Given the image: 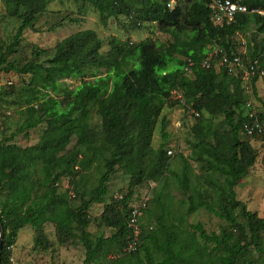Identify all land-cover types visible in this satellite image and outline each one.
I'll list each match as a JSON object with an SVG mask.
<instances>
[{"label":"trees","instance_id":"16d2710c","mask_svg":"<svg viewBox=\"0 0 264 264\" xmlns=\"http://www.w3.org/2000/svg\"><path fill=\"white\" fill-rule=\"evenodd\" d=\"M1 1L6 14L18 24L9 42L0 41V73L15 71L27 80L14 100L21 106L22 120L0 141V264H14L10 247L19 230L27 225L35 231V245L48 249L46 223L55 225L61 243L70 237L83 245L85 257L81 264H247L246 252L253 249L264 253V216L248 210L235 193L239 179L257 157L249 140L243 138V124H251L256 118L263 129L262 110L250 118L247 106L248 102L252 106L254 98L261 101L257 89L262 81L257 75L247 81L242 72L228 73L224 67L215 66L223 54H242L237 34L251 28L253 33L242 56L264 61V16L237 13L232 22L216 26L210 0H192L188 24L201 27L205 34L185 36L177 26V8L167 6L169 0H82L97 10L101 21L124 16L131 30L153 23L173 39L157 46L149 38L123 41L111 36L109 49L103 54L96 31L81 29L60 39L46 62L29 60L18 65L8 56L16 51L23 32L34 27L48 0ZM239 1L248 7L264 8V0ZM215 47L217 56H210ZM42 53L35 50L36 55ZM205 58L209 59V70L201 66ZM187 59L193 61L188 74L184 70ZM168 60L178 64L163 71ZM242 63L244 67L248 62L243 59ZM69 77L79 78L80 83L69 87L65 81ZM175 106H182L190 124L191 138L185 140L188 154H172L168 148L169 132L165 128L169 119L162 112ZM94 107L99 109V129L87 125ZM188 108L198 114L189 117ZM217 115L224 118L216 122L213 117ZM159 117L162 141L155 148L152 140ZM42 123L46 126L36 143L21 146L13 141L16 135L26 134ZM73 136L76 144L66 149ZM94 162L102 163L97 181L87 197L78 187L81 178L75 182L80 203L73 207L69 190L59 191L57 183L62 176H67L69 183L78 175L82 177ZM197 169L222 178L208 183L214 191L211 201L201 185L192 184L191 176L196 182L200 179L195 175ZM118 170L128 176L127 191L105 202L111 175ZM37 171L40 176L32 180ZM168 174L180 180L186 194L183 212L177 221L166 213L165 221L162 204V213L156 216V231H144L140 216L137 250L125 252L133 237L128 226L130 211L144 193L133 201L135 187L146 181L167 184ZM38 188L44 190L38 192ZM92 203H103L95 220L98 226L110 230L107 236H91L87 231ZM148 204L149 200L146 209ZM199 208L226 222L219 232L208 233L200 223L190 225L195 232L182 229L186 228L184 216ZM237 209L244 221L239 220ZM153 251L161 253L159 260H155ZM109 254L116 256L107 257Z\"/></svg>","mask_w":264,"mask_h":264},{"label":"rangeland","instance_id":"374dc122","mask_svg":"<svg viewBox=\"0 0 264 264\" xmlns=\"http://www.w3.org/2000/svg\"><path fill=\"white\" fill-rule=\"evenodd\" d=\"M192 0H169L167 6L171 9L177 8V26L181 31H184L185 36H192L196 32L205 31L201 27H191L188 24V9ZM4 3L0 0V41L9 42L14 34L18 21L6 14ZM101 21L97 10L89 3L82 0H48L46 10L37 18L32 29L27 28L23 32V38L20 44L16 47L14 53L9 54V60H13L16 64L21 65L27 61L38 60L46 62L47 57L53 52L55 44L65 36L76 32L81 29H93L96 31L98 37L101 40L100 51L104 54L109 49L108 40L111 36H117L120 40L125 41L129 39L131 41H138L144 38H149L157 46L161 44H167L172 41L171 34L162 32L158 29L157 24H149L147 28H141L131 30L127 26V20L124 16H121L119 20L113 17ZM253 28L248 30L245 34H238L237 40L247 41L250 35L253 33ZM210 47V43L207 44ZM241 49V47H240ZM35 50L43 51L42 54L36 55ZM163 69H174L178 64L175 60H168L165 63ZM27 76L20 75L15 71L0 73V141L8 136L11 132H14L18 128L22 118L19 109L21 106L15 104L14 100L17 97L19 87L25 83ZM65 81L69 87L73 88L80 83L79 78L69 77ZM10 91V93H5ZM17 92V93H16ZM173 97L176 94L173 91ZM257 94L261 101L252 99V108L250 111L258 112L262 110L264 115V81L258 82ZM261 106V107H260ZM168 117L167 129L169 132V144L168 148L172 154H188L190 152L189 146L186 144V138L190 137L189 121L186 118V112L182 106H175L162 112ZM160 118L157 120L154 129V136L152 140L153 147H157L162 141L161 137V125ZM224 118V115H217L213 117L214 121H220ZM99 109L94 107L91 112V118L87 120V125L96 129H99L100 124ZM263 132L257 135H245L243 138L249 140L256 152V159L252 166H250L238 184L235 186L236 198L243 201L248 210L257 213L260 217L264 216V118ZM46 124L42 123L36 128L30 129L26 134H19L13 138V141L21 146H28L36 143L42 132L45 129ZM220 134L219 131H216ZM191 138V137H190ZM76 144V137L73 136L68 143L66 149L72 148ZM48 162V161H47ZM46 161L39 164L38 167L47 163ZM175 161H171L174 163ZM174 170L177 169V164L172 165ZM195 166V163H193ZM102 169V163L94 162L91 167L86 170L82 177L76 176L72 182L69 183L67 176H62L57 183V189L63 191L69 190V201L74 207L80 203V197L78 196L73 185L78 182V187L83 188L85 191V197L88 196V191L93 188L99 171ZM195 175L199 176L198 182L195 181L196 177L191 176L192 184L201 185L206 193L209 195L207 200L211 201L210 197H213V188L208 184L210 181L222 178L217 175H212L210 171L196 170ZM32 176V180L39 175ZM198 174V175H197ZM128 176L121 171H116L111 175L108 183V191L105 197V202H110L112 199L119 197L121 194L127 191ZM39 187V185H38ZM37 190V189H35ZM34 190V191H35ZM44 190L38 188V192ZM183 188L180 186V180H175V177L168 174L167 184L156 183L153 181H146L141 185L135 187V194L132 196L133 201H137L142 192H146L149 200V210H144L142 219V229L144 231H156L159 227L158 217L161 215L162 210L160 207L163 204L165 206V213L163 215L164 220L168 218L170 213L171 217L177 221L178 214L183 212L186 194L183 192ZM160 200V201H159ZM170 203V204H169ZM135 205L138 203H134ZM168 204V205H166ZM103 209V203H92L89 206L88 213L91 218V222L87 227L88 233L92 235L107 236L110 230L104 226H98L95 219L99 218ZM169 210V211H167ZM167 211V212H166ZM239 216V209L236 210ZM168 213V214H166ZM145 217V218H144ZM183 226L186 227L183 230L189 232H195L196 229L190 226L191 224L200 223L206 232H219V229L226 222L219 219L213 213L208 212L205 208H199L195 212L184 216ZM240 221H244L239 216ZM174 230L175 228L171 227ZM44 231L50 242L48 249L43 250L38 245H35L34 229L27 225L21 228L18 232L15 243L11 248V258L14 264H81L85 257V249L83 245L73 239L67 237L64 243H61L60 237H62L55 228L53 223H46L44 225ZM123 253V250H122ZM120 253L119 256L124 254ZM143 253L141 252L140 255ZM116 255L109 254L107 257H115ZM155 260H159L161 253L153 251ZM134 259V258H133ZM215 260V259H214ZM245 260L247 264L253 262V264H264V253H258L251 249L246 252ZM127 263V261H125ZM214 264H218L214 261Z\"/></svg>","mask_w":264,"mask_h":264},{"label":"built area","instance_id":"2783aa9c","mask_svg":"<svg viewBox=\"0 0 264 264\" xmlns=\"http://www.w3.org/2000/svg\"><path fill=\"white\" fill-rule=\"evenodd\" d=\"M209 7L212 10V21L217 26H222L224 24H228L234 20V16L237 13H245L251 14L256 17L264 16V8H255V7H248L247 5L241 3L239 0H210ZM238 35V34H237ZM246 42L245 40H241L238 42L241 47L242 54H234L231 53L230 55L223 54L221 55L215 66L224 67L228 73L237 74L238 72H242L243 76L246 77L248 80L251 81L250 78L253 75H257L258 79L264 81V61L261 62L258 58H246ZM218 48H214L210 56H217ZM243 59L247 60V65L243 67ZM193 65V61L191 59H187V64L184 67V70L187 74L190 72V67ZM201 66L210 69V62L208 58H205L201 62ZM251 88V84L249 83ZM179 97V96H178ZM249 107L248 116L250 118L254 117L255 112L250 111L252 108L251 102L247 103ZM189 117L192 114L197 115L198 112H195L192 108H188ZM243 130L246 135H253L255 133L260 134L262 133V125L258 121V119L253 118V121L250 123L243 124ZM147 193L144 192L139 199L138 204L134 205L130 211L129 219H128V226L132 232V239L128 241L127 245L124 248L125 252H134L137 250V238L140 232V226L138 220L140 216H142L144 210L147 207L148 202ZM12 261V258L10 257Z\"/></svg>","mask_w":264,"mask_h":264},{"label":"water","instance_id":"95a60500","mask_svg":"<svg viewBox=\"0 0 264 264\" xmlns=\"http://www.w3.org/2000/svg\"><path fill=\"white\" fill-rule=\"evenodd\" d=\"M0 226H1V224H0ZM2 243H3V233H2V230L0 227V256H1V252H2ZM0 261H1V258H0Z\"/></svg>","mask_w":264,"mask_h":264},{"label":"clouds","instance_id":"9594fccd","mask_svg":"<svg viewBox=\"0 0 264 264\" xmlns=\"http://www.w3.org/2000/svg\"><path fill=\"white\" fill-rule=\"evenodd\" d=\"M217 26V25H216ZM216 48V47H215ZM213 51V50H212ZM212 51L210 52V54L212 53ZM202 62V61H201ZM262 81V80H261Z\"/></svg>","mask_w":264,"mask_h":264}]
</instances>
